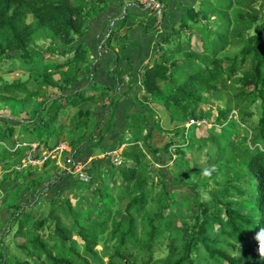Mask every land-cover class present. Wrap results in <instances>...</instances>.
I'll list each match as a JSON object with an SVG mask.
<instances>
[{"label":"trees","instance_id":"16d2710c","mask_svg":"<svg viewBox=\"0 0 264 264\" xmlns=\"http://www.w3.org/2000/svg\"><path fill=\"white\" fill-rule=\"evenodd\" d=\"M110 3L111 0H0V61L19 60L26 67L37 62L43 69L41 82L30 80L4 87L6 93L29 91L28 98L36 100L32 116L19 126L21 138L16 137L15 127H0V141L7 139L12 149L17 144V148H21L12 152L15 158L30 150L34 143L39 144L38 148L43 145L46 152L53 151L60 145L54 143L59 139L58 121L63 113L94 101L99 97L95 89L98 92L103 89L100 95L104 97L112 91L110 87H97L95 84L92 88L95 94L86 96L80 90L65 95L78 84L79 75L86 66V72L92 74L90 50L85 44L75 43L85 36L90 13L102 12ZM163 5L165 16L166 6ZM136 21L144 22L143 19ZM126 22L122 20V26ZM195 34L199 37L202 51L191 48V38ZM113 36L114 31L110 39ZM186 36L190 37V42L189 38L182 39ZM162 44L157 47L156 58L141 72V105L160 104L169 111L172 121L187 123L205 117L199 112L200 105L208 103L209 97L219 93L218 89L227 91V108L219 111L215 120V125L222 130L214 134L222 136L225 141L217 146L219 156L225 158L224 161L218 160V170L234 166L236 156L227 145L236 148L240 143L244 144V154L237 156L236 161L246 168L247 195L252 199L253 212L244 214L246 202L237 208V203L228 200L235 186L226 181L208 193L215 201L220 197L219 206H209L202 196L195 194L198 214L191 216L193 223H178L177 213L173 212L176 205L174 193L170 189L191 185L189 187L195 190L194 187L198 186L192 178L190 181L183 177L174 178L169 182L162 171L152 173V166L146 165L145 161L149 153L157 154L158 150L153 149L150 142V112L146 118L135 114L129 131L140 127L148 134L141 141L131 139L124 142L128 146L122 155L123 164L117 167L118 172L113 174V169L111 174L115 181L113 187L99 181L93 170L88 172L91 176L88 184L77 182L81 194L79 210L83 211V217L67 202V212L75 219L73 229H77L85 252L81 253L73 246L72 232H67L58 222L53 224L54 212H51L47 219L36 222L32 239L27 244L16 243L17 248L27 255L26 260L19 262L2 256V264H196L192 253L199 248L207 252L213 264H264V256L258 251L259 242L255 239L256 234L264 229V0H202L197 9L185 10L179 26L163 39ZM60 47L63 52L59 51ZM71 49L73 57L67 56ZM53 55L67 57L64 62L57 63ZM44 61L49 63L43 64ZM119 82L123 84L121 77ZM32 84H36L35 90L30 87ZM40 85L45 87L44 92L39 91ZM163 85L167 86V95H164ZM109 100L112 104V98ZM257 108L261 111L257 123L252 128H242L248 124L247 117H252V111ZM78 115L80 120L75 129L85 131L83 125L89 123V117L94 121L93 117L89 111L81 109ZM234 125H237L235 129ZM68 128L62 126V132ZM71 129L74 132L73 127ZM240 129L245 134L244 138L233 142L231 134L240 135ZM171 136L178 140L180 148L189 143L185 130H177ZM170 146L168 144L166 148ZM180 154L184 164L188 158L181 150ZM15 158L0 159V166ZM50 161L57 162L48 160L43 167ZM14 170L9 174H16L18 170ZM155 175L161 186L157 193H154L157 188ZM214 175L212 172L210 177ZM16 178L8 181L13 184ZM115 186L121 189L116 198L112 195ZM100 190L106 193L102 195ZM119 200H129L124 213L111 209V205L115 206ZM149 201L157 205V210L154 214L145 215L138 223L137 217L143 215ZM29 211L23 210L13 218V228H17L16 241L25 239V230L33 218L32 210ZM45 229L50 231L49 234H41L40 231ZM182 235L186 238L179 249L174 246V241ZM165 236L172 239L170 253L165 259H157V242ZM100 245L103 246L101 250Z\"/></svg>","mask_w":264,"mask_h":264},{"label":"rangeland","instance_id":"374dc122","mask_svg":"<svg viewBox=\"0 0 264 264\" xmlns=\"http://www.w3.org/2000/svg\"><path fill=\"white\" fill-rule=\"evenodd\" d=\"M123 1H130L131 3L140 5V0ZM162 1L166 6L167 15L164 16L159 29L157 27L154 28L157 24L155 14L148 11L143 14L144 24L140 23V25L146 24L145 28L147 33H149L150 36H153L147 44L142 45V47L145 46L144 53L150 52L149 48L152 41L155 42L156 52L158 45L163 43V39L172 33L174 28L179 26L185 10L195 7L197 9L199 2L202 0H176L173 7L169 5L171 0ZM116 2L118 1L116 0ZM121 5L119 6L121 7ZM108 8L102 12L93 11L90 13V23L86 29V34L84 37L78 38V41L75 43V45H78L80 43L86 44L87 42V44L90 45V65L92 66V74L91 72H86V68H88L86 66L79 75L80 80L78 84L74 85L65 95L73 94L80 90L81 92H85L84 95L86 96L95 94L92 89L95 87V84L97 87H109L111 86L112 80L113 88H111L112 91L110 90L111 93H105L106 97L100 95L103 94V89L99 92L95 89L97 94H99L98 101L95 102V99L94 101L86 102L80 108L69 109L60 117L58 121L60 124V130L57 134L59 139L54 143H60V145L66 147L65 152L59 157L60 160L57 159L56 164L55 161H50L45 167H43L42 163L33 165L32 162L35 159H42L44 153H46V149L43 145L38 148L39 144L34 143L30 150L24 152L21 157L15 158L16 155H13L12 152H14L15 149H18L17 147H19V145L17 144L16 148L12 149L10 141L7 139L4 142L0 141V159L10 160L15 158V160L8 161L7 163L5 161L4 165L0 166V264L4 262L2 256H8L19 262H24L26 260L27 255L17 248L16 243L27 244V242L32 239L36 222L42 219H47L51 212H54V216L51 219L53 224L58 222L67 232H72L71 240L73 246L81 253L85 252V245L80 240L77 229H73L75 227V219L73 216H70L69 212H67V202H69L71 207L73 205L74 212H79L80 217H83V211L79 210L81 209V194L79 187H77V182L81 183V181L79 180V176L73 173L71 165L68 166L66 163L71 161L72 165L81 168L83 172L86 173L95 170V173L98 174L97 177L99 181L105 183L106 186L113 187L115 181L111 177L112 170L114 169L113 174L115 171L118 172L117 170H119L113 160V154H116L118 158L123 159L122 155L124 151L121 153L119 145L128 142L131 139L141 141L142 138L148 134V131H142L140 130V127H133V131H129L131 126L128 128L125 127L127 115L133 117L135 114H139L146 118L147 112H150L148 121L149 130L151 132L150 142L153 149L158 150L157 154L149 153L146 158L147 160L145 161L146 165L152 166V173L156 174L159 170L162 171L167 175L166 177L169 182L174 178L183 177L188 181L192 178L193 183L198 186L194 187L195 190H192V188L189 187L191 185H180L170 189V191L174 193L173 198H175L174 201L176 205L173 208V212L177 213L176 221L178 223H182V221H187L189 224L193 223V218L191 216H196L198 214V208L196 205L197 194L202 196L204 202L208 203L209 206H219L220 197L215 201L209 197L208 193L215 188H220L221 184L226 181L231 183V186H235V188L231 190V196L228 200L237 203V208H240L246 202L247 208L244 210V214L253 212L252 209L254 207L252 199L247 195L249 189L246 185L245 179L246 168L245 166L240 165L241 163H239V161H236L238 158L237 156L244 154L242 152V150L244 151L245 149L244 144L240 143L236 148H233V146L228 144V149H233L232 153L236 156L234 159L235 163H233L234 166L218 170V160L224 161L225 158L224 156H219L217 146L218 144H224L225 141L224 139L222 140V136L220 137L214 134V132L219 133L222 130L215 125V120L218 119L219 111L226 110L227 108V91L222 90V92L218 89L219 93L215 94L214 97H209L208 103L200 105L199 112L205 114L203 119L208 120L212 125L213 129L211 132H207V130L210 129L209 127L196 128L197 130L193 127L192 129L189 128L188 125L191 120L187 123L172 121L169 111L165 110L160 104L141 105L143 99L141 93L143 92V89H141V86L138 84L140 81L138 75H136L134 80L125 82L124 89L121 88L119 91V79L113 77V74L115 77L118 76L117 69L115 68L117 66V59L121 58L122 61L123 59L125 60V58L128 59L126 48L122 45L123 43L128 42V35H126V37H121L123 36V32L121 31L124 27H121V23L122 20H127L131 15L130 13L126 15L127 12L125 10L123 12L121 8L118 17H115L121 21L120 26H110L111 21L107 22L105 28L103 27L105 29L103 34H101L97 40L95 34L92 35V28L99 20L100 17L98 18V16L104 13ZM140 9L142 10L144 8L142 7ZM153 15L155 17H152ZM171 15L172 17L170 20ZM171 24H173V26ZM113 31L114 36L110 39V35ZM87 34H89V37L92 36L90 42V38L86 37ZM184 38L182 39L188 40L189 38L190 42L189 36ZM94 43L96 45H94ZM191 45L192 50L202 51L201 42L197 34L192 36ZM59 51L63 52V48L60 47ZM131 51L132 50H130V53ZM67 52V56L73 57V49ZM53 56L54 59L57 60V63L64 62L67 57L63 58L60 57V55ZM143 57V62H145V60L148 59V55ZM141 58L142 57H140V59ZM47 63H49V61L43 62V64ZM141 66L142 64L136 65L135 63L134 69H136L135 72H137V74L138 71H142ZM42 73L43 69L41 63L34 62L32 67H26L19 60L0 61L1 129L10 126L15 127L16 137L18 135V138H21L22 132L19 126L30 119L32 116L31 111L34 109V104L36 103L34 97L28 98L29 91H12L6 93L4 92V87L8 84L10 85L18 82L25 83L30 80L41 82L43 77ZM30 87L35 90L36 84H32ZM162 88L164 90V95H167V86L163 85ZM39 91L44 92L45 87L40 85ZM111 98L113 100L112 104L109 102V99ZM6 101L11 103L6 104ZM118 107H120V109ZM80 109L89 111L94 120L92 121L91 117L87 118L89 123L83 125L85 131L75 129L76 124L80 120L78 115ZM118 110L120 111L118 112ZM260 113L261 111L258 110V108L252 111L253 116L247 117L248 124L242 125V128H246V126L247 128H252V126L257 123ZM129 123L133 125L132 118ZM64 125L69 128L65 132H62V126ZM72 127L74 132H72ZM236 127L237 125H234V129ZM177 130H181V132L182 130H185V136L189 135L188 137L190 139H188V144L191 146H188V144L185 143V146L180 148L178 140L174 137L172 139V133ZM110 132L112 133L110 134ZM116 133H118L116 139L111 140V137H108L109 134V136H114ZM211 133L212 135H210ZM239 133L240 135L234 133L231 134L230 137L233 142L234 139L235 142H237V138H241L240 140L244 138L245 134L241 129L239 130ZM26 139L30 138L26 137ZM34 141H36V139H34ZM19 144L21 143L19 142ZM168 144L171 146L167 149L166 147ZM180 150L183 151L184 155L188 158L184 163L185 165L181 162L182 155L180 154ZM110 154L112 155L110 156ZM39 155H42V157L36 158V156ZM213 166L216 169L213 171L215 175L213 177H206L205 179V176L202 175V171L206 168H212ZM14 169L18 170L16 174H9L10 171H15ZM155 176L157 188L154 193H157L161 186L158 185L159 181L157 175ZM15 177L17 178L13 184L11 181H8ZM54 185L55 187H53ZM113 190L112 195L114 194V198H116V195L121 194L119 193L121 189L118 186H115ZM100 191L102 195L106 193L105 191ZM77 198H79V201ZM128 204L129 200H119L115 206L111 205V209L114 210L113 212L124 213ZM222 208L223 210H226V207ZM23 210L28 212H31L29 210H32L31 214L33 218L30 220V224L25 230V239L22 238L16 241L14 235L17 232V228H13L15 225L13 218ZM156 210L157 205L154 202L149 201L148 207L143 215L137 217V222L140 223L145 215L154 214ZM80 220L84 219L81 218ZM218 228L219 227L217 226L216 229ZM40 232L45 235L49 234L50 231L45 229V231ZM140 232L141 226L138 227V233ZM184 238H186V235H182L181 238L174 241V246L181 249L180 246L183 244L182 241ZM171 240L170 236H165V238L157 242V259H165L168 257ZM100 248H103V246L100 245L99 250H101ZM192 254L196 264H213L203 248L195 250Z\"/></svg>","mask_w":264,"mask_h":264},{"label":"crops","instance_id":"0c3cea01","mask_svg":"<svg viewBox=\"0 0 264 264\" xmlns=\"http://www.w3.org/2000/svg\"><path fill=\"white\" fill-rule=\"evenodd\" d=\"M117 1L118 2H116V0H111L110 7L104 13H102L98 16V18L99 17L100 18L96 22L94 27L92 28V35L95 34V38H97V40H98L99 36H101V34H103V32L105 30L104 29L105 24L109 21H111L110 26L115 25V27H119L121 21L115 17H118V13H119L121 8H122L123 12H124V10L127 12L126 15L130 13L131 17H129L127 19V24L123 27V29L121 31V32H123V34H122L123 36H121V37H126V35H128V39H127L128 42H125L122 44L126 48V51H127L126 53H127L128 59L125 58V60L123 59V61L121 60V58L117 59V66L115 67L117 69L116 71L118 72V76L121 77L122 83H123L122 85L121 84L119 85V91H120L121 88L124 89L125 82H127V81L129 82L131 80H134V78H136V75L139 76L140 81L138 82V84L141 86V72L142 71H138V74H137V72H135L136 71V69H134L135 63H136V65L142 64L141 69L143 70L147 64L151 63L156 58V52H155V42L152 41L150 48L148 45L150 52L144 53L145 46L142 47V45L147 44L149 42V40L152 39L153 36H150L149 33H147V30L145 28L146 24L140 25V23L138 21H136V20L140 21L141 19H143V17H144L143 14L147 11L145 9L141 10L140 8H142V7L139 4H134V3H131L130 1L125 2L123 0H120V1L117 0ZM126 1H128V0H126ZM175 1L176 0H171V3L169 5H171L173 7ZM119 5H121V7ZM171 17H172V15L170 16V20H171ZM141 24H144V23L142 22ZM171 25L173 26V24H171ZM121 27H122V23H121ZM154 28H155V26H154ZM90 36H91V34H90ZM86 37L90 38L89 39V42H90L92 36L89 37V34H87ZM94 45H96V44L94 43ZM85 46L89 50L91 49L90 45L87 44V42H86ZM130 50H132L131 53H130ZM142 54H143V56L148 55V59H146L145 62H143L144 57L142 56ZM140 57H142V58L140 59ZM92 59H93V57H92ZM119 72L121 73V75L119 74ZM118 76L115 77V75L113 74L114 78L119 79ZM109 87L113 88V80H112L111 86H109ZM141 89H143V88L141 87ZM98 99L99 98L96 97L95 102L98 101ZM118 108L120 109V107H118ZM119 111L120 110H118V112ZM131 118L132 117H129L127 115V119L125 122L126 128L132 126L129 123ZM114 129H115V127H114ZM111 133L112 132H110V134ZM117 134L118 133H116L114 136L108 135V137H111V140H114L118 136ZM127 136H126V138H127ZM119 146H120L119 148L121 149V153H123L124 149H126V147L128 145L123 143V145L121 144Z\"/></svg>","mask_w":264,"mask_h":264},{"label":"built area","instance_id":"2783aa9c","mask_svg":"<svg viewBox=\"0 0 264 264\" xmlns=\"http://www.w3.org/2000/svg\"><path fill=\"white\" fill-rule=\"evenodd\" d=\"M140 4L150 13L156 14L157 16V24L156 27L159 29L160 24L162 22V20L164 19V5L161 2V0H140ZM189 128L192 127H196V128H203V127H209L211 128L212 125L208 122V120L206 119H202V120H191V122L188 125ZM66 150V147L63 145H59L58 147H56L53 151L51 152H46L44 153V156L42 159H40L39 161H33V165L34 164H39L42 163V165L50 160H57L59 159V157L61 156L62 153H64ZM112 154H110L111 156ZM113 160L116 163V166H121L123 164L122 159L118 158L116 156V154H113ZM60 160V159H59ZM66 165H71L72 169H73V173L79 176V180L81 181V183L84 184H88L91 181V176L86 173L83 172V170L79 167H76L75 165H72L71 161H68L66 163ZM71 172V171H70Z\"/></svg>","mask_w":264,"mask_h":264},{"label":"clouds","instance_id":"9594fccd","mask_svg":"<svg viewBox=\"0 0 264 264\" xmlns=\"http://www.w3.org/2000/svg\"><path fill=\"white\" fill-rule=\"evenodd\" d=\"M215 167L213 166L212 168H206L202 171V175L205 177H210L212 172L215 171ZM255 239L259 242V254L261 256H264V229H261L257 234Z\"/></svg>","mask_w":264,"mask_h":264}]
</instances>
